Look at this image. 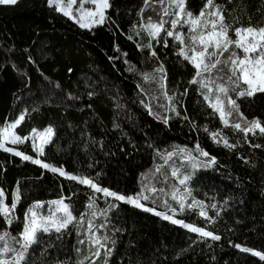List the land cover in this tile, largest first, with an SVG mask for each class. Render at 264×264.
I'll return each instance as SVG.
<instances>
[{"label":"trees","instance_id":"obj_1","mask_svg":"<svg viewBox=\"0 0 264 264\" xmlns=\"http://www.w3.org/2000/svg\"><path fill=\"white\" fill-rule=\"evenodd\" d=\"M207 4L222 12L231 37L240 27L264 28V0H185L184 7L199 14ZM154 6L151 0H108L103 22L87 27L50 0L0 2V136L21 114L15 127L21 136L52 125L41 158L58 168L0 146V187L14 205L10 222L0 207V230L18 235L30 206L55 198H64L77 220L85 218L94 188L60 171L124 196L104 224L116 239L112 255L89 251L82 226L72 222L38 231L21 264H264L237 246L264 251V89L237 97L244 125L258 119L262 131L244 137L223 124L200 90L196 65L174 39L154 38L150 45L136 25L144 13L161 18ZM167 94L178 100L176 110ZM218 129L237 145L214 140L211 131ZM196 143L207 163L189 183L208 216L179 207L166 192L162 184L174 180L167 163L154 171L165 153ZM18 147L35 153L28 138ZM149 170L155 180L146 185L143 205L130 202ZM170 204L177 217L211 235L158 212Z\"/></svg>","mask_w":264,"mask_h":264},{"label":"rangeland","instance_id":"obj_2","mask_svg":"<svg viewBox=\"0 0 264 264\" xmlns=\"http://www.w3.org/2000/svg\"><path fill=\"white\" fill-rule=\"evenodd\" d=\"M4 1L15 0H0V2ZM50 2L59 10L75 19L78 18L80 23L87 27L103 22L105 9L108 6V0H50ZM151 2L155 5L152 9L155 13L160 12L161 18L154 19L152 12L148 17L144 13L140 15L136 24L150 36L149 44L153 45L154 38L158 40L162 37L166 40L167 37H172L177 50L188 56L196 65L198 69L196 79L200 90L220 115L223 124L232 128L233 131L241 130L244 137L249 132L262 131L263 125L258 119L244 125L245 119L237 97L257 89H264V28L240 27L235 30L234 37H231L222 12L217 7L207 4L199 14H193L185 9V0H151ZM241 83L245 84L244 89L240 88ZM167 99L170 108L176 110L178 100H174L170 94H167ZM22 118L21 114L16 120L4 125L0 136V146L58 170L57 167L44 162L41 158L45 145L54 135L53 126L34 128L26 137L21 136L16 132L15 127ZM211 135L214 140L222 144L237 145L222 129L211 131ZM26 138L34 154H26L18 147ZM195 146L177 145L164 154V161H160L154 171L158 172V169L167 163L174 180L169 177L168 183L162 184L166 192L176 198L179 207L197 209L201 214L208 216L204 200L193 194L189 183L198 169L207 163L200 154L197 143ZM154 171L149 170L143 174L142 190L138 194L130 195L128 198L130 202L143 205V198L147 195L146 185H152V180H155ZM60 173L91 184L94 188L95 192L90 199L87 216L77 220L64 198L34 203L28 209L25 227L21 233L15 235L9 227L0 230V264H21L27 255L26 245L35 240L38 231L61 229L72 222L82 226L89 251H95V254L103 253L106 258L112 255L116 239L112 233L104 231V224L107 222L111 208L116 206L124 196L103 188L91 178L78 173L63 171ZM176 179L177 182H175ZM158 188H161L160 185ZM0 207L10 222L14 217V205L6 203L1 187ZM177 211L178 208L170 204L165 211L158 212L200 235H211L208 229L177 217ZM237 246L264 258V251L256 247L240 242ZM93 264L98 262L95 261Z\"/></svg>","mask_w":264,"mask_h":264},{"label":"crops","instance_id":"obj_3","mask_svg":"<svg viewBox=\"0 0 264 264\" xmlns=\"http://www.w3.org/2000/svg\"><path fill=\"white\" fill-rule=\"evenodd\" d=\"M4 2H6V1H4ZM13 2V1H12Z\"/></svg>","mask_w":264,"mask_h":264}]
</instances>
